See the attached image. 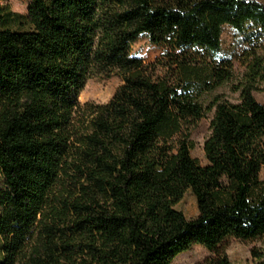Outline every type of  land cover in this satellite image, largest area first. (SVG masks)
<instances>
[{
  "label": "trees",
  "instance_id": "16d2710c",
  "mask_svg": "<svg viewBox=\"0 0 264 264\" xmlns=\"http://www.w3.org/2000/svg\"><path fill=\"white\" fill-rule=\"evenodd\" d=\"M18 17L16 30L0 14V264H172L194 245L211 252L201 264H230L228 237L260 241L264 264V4L30 0ZM223 26L238 51H223ZM141 34L163 48L155 62L131 54ZM112 74L110 100L79 101ZM207 116L201 164L188 136ZM160 139L175 144L147 169ZM187 191L192 219L175 208Z\"/></svg>",
  "mask_w": 264,
  "mask_h": 264
},
{
  "label": "rangeland",
  "instance_id": "374dc122",
  "mask_svg": "<svg viewBox=\"0 0 264 264\" xmlns=\"http://www.w3.org/2000/svg\"><path fill=\"white\" fill-rule=\"evenodd\" d=\"M30 0H6L2 1V8L0 14L3 16L2 27H9L18 30V21L23 20L21 17L26 14L27 6ZM264 4V0H257ZM18 17V18H17ZM223 32L221 36V44L224 52L238 51V44L235 32L227 26L222 27ZM131 54L144 63H152L157 60L163 52V48L155 46L150 43L146 34H141L134 42L131 43ZM236 71L240 72L238 62H235ZM122 83V80L116 74L110 77H96L89 80L81 91L79 101L81 103L92 101L95 103H105L112 98L117 87ZM263 88V87H262ZM222 93L226 98L235 101L237 93H232L228 87H222L216 91ZM255 99L264 104V89L254 92ZM209 118L205 117L198 121V124L190 130L189 141L191 143L189 153L196 158L201 164H205L204 154L202 152V145L209 131ZM139 121L138 110L131 107L129 111V119L127 125L123 128L126 136H130L136 129ZM174 140H156L146 154V168L153 169L157 166L160 156L164 150L174 146ZM259 177L264 181V167L261 169ZM3 180L0 175V186ZM144 192L146 200L158 201L154 190V186L150 184L147 177L139 182ZM182 200L175 206L180 210L186 218L192 219L197 214V206L194 197L187 191ZM220 250L225 252L230 264H254L251 258V250L262 248V243L258 240L243 241L237 240L233 237H228L221 243ZM211 252L202 245H194L190 250L181 252L173 259L172 264H201L209 258Z\"/></svg>",
  "mask_w": 264,
  "mask_h": 264
}]
</instances>
